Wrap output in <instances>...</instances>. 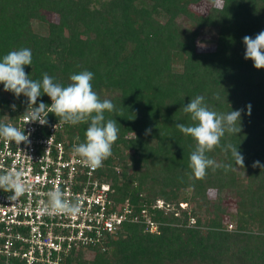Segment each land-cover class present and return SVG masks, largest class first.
<instances>
[{"label": "trees", "instance_id": "obj_1", "mask_svg": "<svg viewBox=\"0 0 264 264\" xmlns=\"http://www.w3.org/2000/svg\"><path fill=\"white\" fill-rule=\"evenodd\" d=\"M0 81V135L56 97L116 206L158 224L65 264H264V0H0Z\"/></svg>", "mask_w": 264, "mask_h": 264}, {"label": "built area", "instance_id": "obj_2", "mask_svg": "<svg viewBox=\"0 0 264 264\" xmlns=\"http://www.w3.org/2000/svg\"><path fill=\"white\" fill-rule=\"evenodd\" d=\"M55 102L47 111L28 107L0 135V257L6 264H65L73 251L104 246L129 222L158 229L146 209L140 219L130 201L116 206L111 183L98 174L101 158L80 154L50 117Z\"/></svg>", "mask_w": 264, "mask_h": 264}, {"label": "rangeland", "instance_id": "obj_3", "mask_svg": "<svg viewBox=\"0 0 264 264\" xmlns=\"http://www.w3.org/2000/svg\"><path fill=\"white\" fill-rule=\"evenodd\" d=\"M216 41H217V35L215 34L214 31H210V30L201 31L199 39L197 41L198 48L200 50H213L216 46ZM4 90H6L5 86L1 85V81H0V91L4 92ZM185 206L187 205L185 204ZM230 224H233V228L236 227L235 221Z\"/></svg>", "mask_w": 264, "mask_h": 264}]
</instances>
